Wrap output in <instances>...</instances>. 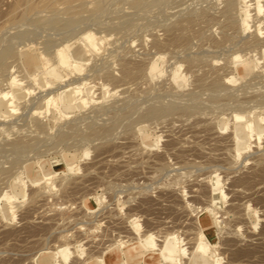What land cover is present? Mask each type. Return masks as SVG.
Instances as JSON below:
<instances>
[{"label": "rangeland", "instance_id": "obj_1", "mask_svg": "<svg viewBox=\"0 0 264 264\" xmlns=\"http://www.w3.org/2000/svg\"><path fill=\"white\" fill-rule=\"evenodd\" d=\"M18 1L0 0V95L23 91L0 106V264H145L147 246L167 264L168 237L175 264H264V0L245 32L242 0L230 21L227 0Z\"/></svg>", "mask_w": 264, "mask_h": 264}, {"label": "bare ground", "instance_id": "obj_2", "mask_svg": "<svg viewBox=\"0 0 264 264\" xmlns=\"http://www.w3.org/2000/svg\"><path fill=\"white\" fill-rule=\"evenodd\" d=\"M18 1V0H17ZM20 2H22V4L23 3H25L26 5H28L29 3H30V1L31 0H19ZM19 1L18 2H16V3H18L19 4ZM49 1V0H48ZM56 1V0H55ZM57 1H60V0H57ZM62 1V0H61ZM70 1H72V0H66L65 1V3L66 4H68ZM78 1V0H77ZM82 1V0H81ZM84 1V3H85V0H83ZM109 1V0H108ZM107 1V2H108ZM132 1V0H131ZM130 1V2H131ZM133 1H135V0H133ZM156 1V0H155ZM160 1L161 0H159V3H160ZM44 2V1H43ZM50 2V1H49ZM48 2V3H49ZM87 2V1H86ZM94 2H95V0H94ZM101 2H103V0H100V3ZM135 2H137V1H135ZM141 0H140V3L138 4V5H142L141 4ZM144 2H145V0H144ZM147 2V1H146ZM233 0H227L226 1V4L224 5L225 6V8H224V14H225V16L226 17H230V12H231V10H233L232 9V6H233ZM242 2H243V6H242V8H241V14L242 15H240V16H242V19L240 20V30L242 31V32H245V31H247L248 29H249V26H248V18H249V15H248V12H249V10H251V9H249V7H250V5H247L246 4V2H245V0H242ZM40 3H42V2H40ZM45 4H46V0H45V2H44ZM63 3V2H62ZM61 3V4H62ZM64 3V4H65ZM78 3V2H77ZM96 3H97V0H96ZM98 3H99V1H98ZM97 3V4H98ZM99 3V4H100ZM143 3V2H142ZM31 4V3H30ZM36 4H38V3H36ZM56 4H57V2H56ZM71 4V3H70ZM69 4V5H70ZM79 4H82V3H80L79 2ZM96 5V8H95V6H94V9L97 11L100 7L102 8V4L103 3H101V5ZM130 4V3H129ZM134 4V3H133ZM144 4V3H143ZM158 4V3H157ZM14 5V4H13ZM24 5V4H23ZM25 5V6H26ZM58 5V4H57ZM68 5V6H69ZM131 5V4H130ZM136 6H137V3L135 4ZM145 5V4H144ZM17 6V5H16ZM20 6V5H19ZM34 6V4L33 5H28V10H26V12L27 11H30V10H32V8H33V10L34 9H36L37 7V5L35 6V8L33 7ZM44 6V5H43ZM52 6H54V5H52ZM66 6V5H65ZM66 7V8H69V7ZM86 6V5H85ZM103 6H105V4L103 5ZM135 6V7H136ZM143 6V5H142ZM51 7V6H50ZM50 7H48V8H50ZM77 7V6H76ZM133 7V6H132ZM134 7V8H135ZM139 7V6H138ZM137 7V8H138ZM150 7V6H149ZM13 8V7H12ZM23 8V7H22ZM40 8H42L41 6H40ZM44 8V7H43ZM45 8H46V6H45ZM52 8V7H51ZM54 8V7H53ZM57 8V7H56ZM59 8V7H58ZM65 8V9H66ZM140 8V7H139ZM218 8V7H217ZM233 8H234V6H233ZM21 9V8H20ZM25 9H27V8H25ZM55 9V8H54ZM210 9V8H209ZM220 9V8H219ZM47 10V9H46ZM62 10V9H61ZM67 10V9H66ZM66 10L64 11L65 13H66ZM79 10V9H78ZM94 10V11H95ZM100 10V9H99ZM104 10V9H103ZM240 10V9H239ZM253 10L256 12V16H258L257 14H260L261 12H262V10H263V6L260 4V2H259V0H255V2H254V7H253ZM252 10V11H253ZM23 11V10H22ZM68 11V10H67ZM91 11H93V10H91ZM90 11V12H91ZM101 12H102V10H100ZM99 11V12H100ZM202 11H203V9H202ZM210 11H212V10H210ZM21 12V11H20ZM42 12H44V11H42ZM59 12V11H58ZM85 12V11H84ZM98 12V11H97ZM205 12H207V11H205ZM221 12H222V10H221ZM22 13V12H21ZM24 13V12H23ZM34 13V12H33ZM63 13V12H62ZM72 13V12H71ZM76 13H77V11H76ZM79 13V12H78ZM94 13V12H93ZM199 13V12H198ZM235 13V12H234ZM233 13V14H234ZM17 14V13H16ZM26 14V13H25ZM52 14H53V12H52ZM59 14V13H58ZM210 14V13H209ZM232 14V13H231ZM22 15V14H21ZM27 15H28V12H27ZM38 15V14H37ZM54 15V14H53ZM63 15H64V13H63ZM77 15V14H76ZM80 15V14H79ZM91 15V14H90ZM66 16V15H65ZM74 17H75V15H73ZM81 16V15H80ZM224 16V15H223ZM23 17V16H22ZM21 17V18H22ZM49 17V16H48ZM71 17V16H70ZM201 17V16H200ZM199 17V18H200ZM210 17V16H209ZM212 17V16H211ZM225 17V18H226ZM26 18V17H25ZM36 18V17H35ZM38 18V17H37ZM81 18H83V17H80V19ZM198 18V19H199ZM202 18V17H201ZM231 18V17H230ZM230 18H229V20L227 19V21H230ZM233 18V17H232ZM23 19V18H22ZM46 19V18H45ZM69 19V18H68ZM75 19V18H74ZM16 20V19H15ZM20 20V19H19ZM18 20V21H19ZM41 20H42V18H41ZM44 20V19H43ZM49 20H50V18H49ZM48 20V21H49ZM51 20H53V19H51ZM71 20V19H70ZM69 20V21H70ZM226 20V19H225ZM236 20V19H235ZM234 20V21H235ZM21 21V20H20ZM23 21V20H22ZM27 21V20H26ZM73 21V20H72ZM71 21V22H72ZM79 21V20H78ZM78 21H76V22H78ZM237 21V20H236ZM14 22V21H13ZM37 22V21H36ZM39 22V21H38ZM66 23L68 22V20L67 21H65ZM74 22V21H73ZM229 23V22H228ZM235 23V22H234ZM233 23V24H234ZM69 22L67 23V26H69ZM231 24H232V22H231ZM237 24V23H236ZM236 24H234V25H236ZM74 25V24H73ZM133 25H134V23H133ZM191 25V24H190ZM189 25V26H190ZM65 26V25H64ZM238 26V25H237ZM71 27V26H70ZM70 27H68V28H70ZM226 27V26H225ZM227 27H229V26H227ZM234 28V27H233ZM236 28V27H235ZM178 29V28H177ZM182 29V28H181ZM226 29V28H225ZM184 30V29H183ZM239 30V29H238ZM237 30V31H238ZM259 28L257 29V31L259 32ZM181 31V30H180ZM225 31V30H224ZM228 31V30H227ZM1 32V31H0ZM237 33V32H236ZM201 34V33H200ZM203 34V33H202ZM201 34V35H202ZM200 35V36H201ZM226 35V34H225ZM228 35V34H227ZM237 35V34H236ZM231 36H232V34H231ZM234 36V35H233ZM175 37V36H174ZM185 38V37H184ZM176 39V38H175ZM174 39V40H175ZM230 39V38H229ZM241 39V38H240ZM183 40V39H182ZM228 40V39H227ZM226 40V41H227ZM245 41V40H244ZM254 41V40H253ZM256 41V40H255ZM254 41V42H255ZM89 42V46L90 47H94L95 46V44H94V42H92V41H88ZM176 42H178L177 40H176ZM232 42V41H231ZM259 42V41H258ZM8 43V42H7ZM96 43V42H95ZM173 43H174V41H173ZM180 43H182V42H180ZM245 43V42H244ZM244 43H242V44H244ZM256 43V42H255ZM48 44V43H47ZM185 44V43H184ZM186 44H188V43H186ZM8 45V44H7ZM97 45V44H96ZM10 46V45H9ZM176 46V45H175ZM184 46V45H183ZM187 46V45H186ZM48 47V46H47ZM50 47V46H49ZM4 48V47H3ZM177 48V47H176ZM261 48V47H260ZM5 50H3L2 52H0V67H3V66H1V65H4V64H2L3 63V61L11 54L10 52L11 51H9V50H7L6 48H4ZM48 49V48H47ZM187 49V48H186ZM0 50H2V49H0ZM184 50V49H183ZM178 51V50H177ZM13 54V53H12ZM78 54V53H77ZM55 57H56V60H57V62L60 64V65H62L63 63H65V61H64V55H61V54H59L58 52L56 53V55H55ZM80 57H82V55L80 56ZM9 58V57H8ZM7 58V59H8ZM11 59V58H10ZM66 61H67V65H71V63H70V58H69V56L67 55V57H66ZM163 59V58H162ZM72 61V60H71ZM74 62V65H73V67L75 68V69H79V65H77V63H75L76 61H73ZM191 62V61H190ZM193 62V61H192ZM187 63H189V62H187ZM196 63V62H195ZM194 63V64H195ZM5 64H7V63H5ZM188 65H190V64H188ZM192 65V64H191ZM196 65V64H195ZM125 66V65H124ZM126 67V66H125ZM193 67V66H192ZM124 68V67H123ZM196 68V67H195ZM2 69V68H1ZM126 69V68H125ZM124 69V73H125V75L126 74H128V73H131L130 71H128V69L127 70H125ZM239 69L241 70V72L243 73H245L246 71H247V68H246V66H240L239 67ZM136 70V69H135ZM239 70V71H240ZM127 71H128V73H127ZM3 72V71H2ZM122 72H123V70H122ZM5 73V72H4ZM123 73V74H124ZM136 73V72H135ZM1 75H2V73H0ZM243 75V74H242ZM127 76V75H126ZM255 77V76H254ZM202 79V78H201ZM256 79V78H255ZM260 79V78H259ZM205 82V81H204ZM210 82V81H209ZM216 82V81H215ZM218 82V81H217ZM11 83L13 84V83H15V77H11ZM211 84V83H210ZM209 84V85H210ZM215 84V83H214ZM208 85V86H209ZM212 85V84H211ZM215 85H217V84H215ZM212 89V88H211ZM214 90V89H213ZM80 91H81V88L80 87H78V86H74V87H72L70 90H68L67 91V98H64L61 102H62V105L63 106H65V107H70L71 105H72V103H74L75 101H76V98H77V96L80 94ZM211 91V90H210ZM213 92V91H212ZM216 92V91H215ZM22 93H23V91H22V89H15V90H11L10 92H5V93H2V95H0L1 96V99H0V106H4V107H11V111H13V110H15V105H13V103L15 102V100H19L20 98H21V96H22ZM214 94V93H213ZM81 98V97H80ZM82 98H84V104H87V103H89L90 101H92V99H90L89 97H87V96H85V97H82ZM213 99V98H212ZM215 99V98H214ZM212 101V100H211ZM185 106H187V105H185ZM171 107V106H170ZM184 107V106H183ZM188 107V106H187ZM151 108V107H150ZM162 108V107H161ZM169 108V107H168ZM193 108V107H192ZM170 109V108H169ZM184 109V108H183ZM158 110V109H157ZM157 110L155 111V109L152 111L151 110V115L152 114H154L155 115V113H157ZM185 110V109H184ZM165 111V110H164ZM162 112V111H161ZM172 112V111H171ZM33 113H35L34 111H33ZM37 113H38V111H37ZM149 113V112H148ZM36 115V114H35ZM162 115H163V112H162ZM156 116V115H155ZM122 117V116H121ZM124 117V116H123ZM125 119V118H124ZM33 123V122H32ZM43 127V126H42ZM36 128H38V127H36ZM41 130V129H40ZM42 131H43V129H42ZM260 132L261 131H258V130H254L253 128H251L250 126H249V124H245V125H242L241 127H239L238 128V130H237V134H238V138H244V137H247V136H251L250 134L251 133H255L254 135L257 137V138H259L260 137ZM34 140V139H33ZM238 141V140H237ZM19 142V141H18ZM238 143H240V142H238ZM16 144H18V143H16ZM16 144H15V147H14V149H18V145L16 146ZM13 146V145H12ZM20 147L22 146V145H19ZM11 147V146H10ZM243 149H244V147H242ZM24 149V148H23ZM29 149V148H28ZM20 150V149H19ZM25 150H26V148H25ZM24 150V151H25ZM12 152H14L13 150H12ZM19 152V151H18ZM20 152H22V151H20ZM240 152V151H239ZM238 153V152H237ZM236 153V154H237ZM237 155H239V153L237 154ZM198 234V243H197V245L198 246H200V243L204 240L203 239V237H204V234L203 233H201V232H199V233H197ZM132 236H134V235H132ZM195 238V237H194ZM150 238L148 239H145V242L146 243H149L150 241ZM194 240H196V239H194ZM120 241V240H119ZM123 242V241H122ZM119 243V242H118ZM126 243V242H125ZM124 244V243H123ZM120 246L122 245V243H120L119 244ZM115 246V245H114ZM118 246V245H117ZM120 246H119V248H120ZM116 247V246H115ZM176 246H175V244L173 243V239L172 238H165L164 239V241H163V243H162V248L159 250V256L161 257V258H163L164 260H166L167 262V264H175V263H177V262H179V256H178V252H177V250H176V248H175ZM205 249V251H206V249H208V248H206V247H204ZM203 250V249H202ZM116 252L115 251H110L109 253H107V255H105L104 256V258H103V260L102 261H99V262H96L97 264H119L118 263V259H117V257H116V254H115ZM123 253L125 254V255H127L128 257H129V259L130 260H135V259H141V257L135 252V248L133 247V245H128V246H124L123 245ZM153 254H154V252H153V249H151V247L150 246H147V250H146V262H145V264H156V261H153V259H154V257L155 256H153ZM45 255H47L48 257H50L48 254H45ZM51 258V257H50ZM156 260V259H155ZM96 261V260H95ZM94 261V262H95ZM200 262H202V261H200L199 259H193V263H195V264H199Z\"/></svg>", "mask_w": 264, "mask_h": 264}]
</instances>
